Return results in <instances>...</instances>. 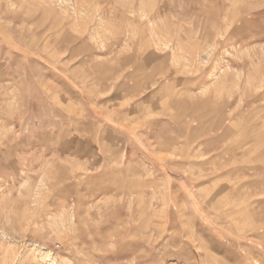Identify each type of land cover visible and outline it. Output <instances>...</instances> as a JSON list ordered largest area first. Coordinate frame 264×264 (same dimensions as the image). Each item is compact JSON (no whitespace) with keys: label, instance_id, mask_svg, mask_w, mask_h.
Listing matches in <instances>:
<instances>
[{"label":"rangeland","instance_id":"374dc122","mask_svg":"<svg viewBox=\"0 0 264 264\" xmlns=\"http://www.w3.org/2000/svg\"><path fill=\"white\" fill-rule=\"evenodd\" d=\"M264 264V0H0V264Z\"/></svg>","mask_w":264,"mask_h":264},{"label":"bare ground","instance_id":"6f19581e","mask_svg":"<svg viewBox=\"0 0 264 264\" xmlns=\"http://www.w3.org/2000/svg\"><path fill=\"white\" fill-rule=\"evenodd\" d=\"M43 258H44V260H47V261L50 262V263L55 262V264H60L59 262H56V261L54 260V258H53L50 254H48V253L43 254Z\"/></svg>","mask_w":264,"mask_h":264}]
</instances>
